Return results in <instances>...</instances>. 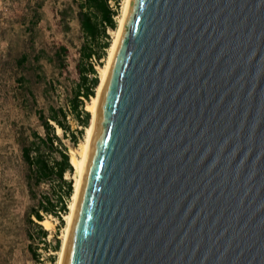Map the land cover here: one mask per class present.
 <instances>
[{
	"label": "water",
	"instance_id": "obj_1",
	"mask_svg": "<svg viewBox=\"0 0 264 264\" xmlns=\"http://www.w3.org/2000/svg\"><path fill=\"white\" fill-rule=\"evenodd\" d=\"M61 264H264V0H129Z\"/></svg>",
	"mask_w": 264,
	"mask_h": 264
},
{
	"label": "rangeland",
	"instance_id": "obj_2",
	"mask_svg": "<svg viewBox=\"0 0 264 264\" xmlns=\"http://www.w3.org/2000/svg\"><path fill=\"white\" fill-rule=\"evenodd\" d=\"M123 2L109 0L116 11L115 28L106 29L110 44ZM104 40V36L98 35L96 40L89 41L94 54L88 61L94 64L98 80L110 46L97 58ZM85 43L87 47L73 0H0V264H58L66 225L63 216L69 210L76 171L73 167L63 176L72 183L68 197L65 184L55 175L38 184L32 178L30 190L28 168L20 147L21 142L33 139V131L45 135L38 111L47 116L52 107H60L65 112L61 119L66 128L50 120L61 140L54 144L66 150L70 159L77 155L91 118L89 112L88 125L84 127L71 111L70 101L79 87L84 88L80 86L78 63L86 65L87 60L81 57V46ZM61 45L67 48L63 64L56 53ZM95 93L96 88L93 96ZM92 97L84 99L85 110ZM44 152L48 160L58 158V153L48 147ZM44 196L51 199L56 209L59 197L63 196L67 207L66 212L60 213L62 221L55 214L41 212L42 220L49 223L47 228L32 215ZM29 218L47 230L44 238Z\"/></svg>",
	"mask_w": 264,
	"mask_h": 264
},
{
	"label": "trees",
	"instance_id": "obj_3",
	"mask_svg": "<svg viewBox=\"0 0 264 264\" xmlns=\"http://www.w3.org/2000/svg\"><path fill=\"white\" fill-rule=\"evenodd\" d=\"M78 8V24L79 28L87 39L86 43L81 46V57L87 60L86 65L81 66L79 63V72L81 84L84 88L80 87L75 91L71 97V111L75 114L81 124L86 127L90 117L89 111L84 109V99H89L93 96L94 90L99 82L97 70L94 64L89 62L88 59L94 54V49L89 45V41H94L98 35L105 37V40L100 44V52L96 54L97 58H100V54H103L106 48L110 44L109 35L106 32L107 28H115L116 22L114 15L116 11L110 6L109 0H73ZM67 52L65 45H61L56 53L63 64V55ZM91 73L92 77L88 78L87 74ZM65 117V112L62 108L52 107L49 114L46 116L40 110L38 111V118L41 121V125L45 131V135L41 136L36 131L32 132L33 139L26 143L21 142V154L28 168V187L31 190V179L33 182L38 184L42 180L48 179L55 175L60 179L66 187L65 197H68L72 191L71 181L63 179L66 171H72L73 166L70 162L69 154L66 150L58 148L54 144L55 141H59L60 137L56 134L54 126L50 123V120L55 121L62 128H66L61 118ZM75 142V139L74 141ZM61 144V143H60ZM48 147L50 151H56L58 158L48 160L44 148ZM39 209L33 210L32 215L38 220H42V214L52 213L55 214L61 221L63 220L60 213L66 212V202L64 197H59V209H56V205L52 203L48 196H44L39 199ZM31 223L36 224L37 230L41 238H44L47 234V230L44 229L40 224L36 223L33 219L29 218Z\"/></svg>",
	"mask_w": 264,
	"mask_h": 264
},
{
	"label": "bare ground",
	"instance_id": "obj_4",
	"mask_svg": "<svg viewBox=\"0 0 264 264\" xmlns=\"http://www.w3.org/2000/svg\"><path fill=\"white\" fill-rule=\"evenodd\" d=\"M128 3H129V0H124V2H123L122 13H121V16L119 17L118 26L115 30V34L113 36L112 42H111L109 49H108V53H107L108 55H107L106 63L103 67L100 68L99 82H98L97 87H96L95 96H93L91 98V101L86 105V110H88L91 113L90 123L86 128L83 141L78 146L77 155L73 154L71 156V159H70V162L76 171V177H75L74 182H73V192L71 195V202L68 205L69 210L63 216L65 219L66 225H65V231L62 234L63 240H62L61 248L59 250L58 264H61V261H62V256H63V252H64V248H65V244H66V240H67V236H68V232H69V228H70V224H71V220H72V216H73V212H74V208H75V204H76V200H77V196H78V192H79V188H80L83 169H84L86 156H87V152H88V148H89V144H90V140H91V136H92V132H93V127H94V110H95V105H96V101H97V96H98L100 87L102 85L103 79L105 77L106 70H107V67H108V64H109V61L111 58V54H112V51H113V48L115 45V41H116L117 36L119 34ZM39 223H41L46 228L49 225V223L45 220H40Z\"/></svg>",
	"mask_w": 264,
	"mask_h": 264
}]
</instances>
